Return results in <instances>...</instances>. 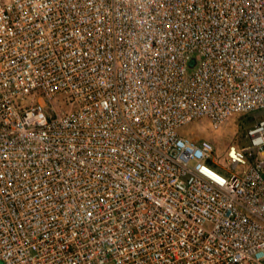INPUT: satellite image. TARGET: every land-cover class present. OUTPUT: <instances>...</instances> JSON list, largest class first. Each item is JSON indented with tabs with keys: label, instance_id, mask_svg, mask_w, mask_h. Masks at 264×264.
I'll list each match as a JSON object with an SVG mask.
<instances>
[{
	"label": "built area",
	"instance_id": "built-area-1",
	"mask_svg": "<svg viewBox=\"0 0 264 264\" xmlns=\"http://www.w3.org/2000/svg\"><path fill=\"white\" fill-rule=\"evenodd\" d=\"M256 111L264 0H0V264H264Z\"/></svg>",
	"mask_w": 264,
	"mask_h": 264
},
{
	"label": "rangeland",
	"instance_id": "rangeland-1",
	"mask_svg": "<svg viewBox=\"0 0 264 264\" xmlns=\"http://www.w3.org/2000/svg\"><path fill=\"white\" fill-rule=\"evenodd\" d=\"M264 117L263 111H256L249 114H238L231 116L220 127L214 129L206 120L184 126L182 131L190 132V137L196 141L203 139L213 143L217 159L226 163V150L229 146H239L247 143L246 132L255 123Z\"/></svg>",
	"mask_w": 264,
	"mask_h": 264
},
{
	"label": "trees",
	"instance_id": "trees-1",
	"mask_svg": "<svg viewBox=\"0 0 264 264\" xmlns=\"http://www.w3.org/2000/svg\"><path fill=\"white\" fill-rule=\"evenodd\" d=\"M246 144H247V143H246ZM246 144H245V145H246ZM245 145H242L241 147H243V146H245Z\"/></svg>",
	"mask_w": 264,
	"mask_h": 264
},
{
	"label": "water",
	"instance_id": "water-1",
	"mask_svg": "<svg viewBox=\"0 0 264 264\" xmlns=\"http://www.w3.org/2000/svg\"><path fill=\"white\" fill-rule=\"evenodd\" d=\"M192 67V66H191Z\"/></svg>",
	"mask_w": 264,
	"mask_h": 264
}]
</instances>
